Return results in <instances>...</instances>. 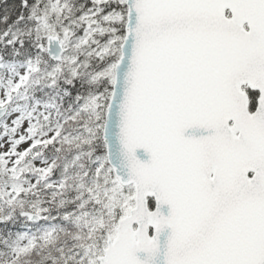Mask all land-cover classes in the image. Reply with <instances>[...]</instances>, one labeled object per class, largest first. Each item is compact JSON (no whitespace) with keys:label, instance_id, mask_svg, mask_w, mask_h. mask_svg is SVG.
Segmentation results:
<instances>
[{"label":"snow or ice","instance_id":"snow-or-ice-1","mask_svg":"<svg viewBox=\"0 0 264 264\" xmlns=\"http://www.w3.org/2000/svg\"><path fill=\"white\" fill-rule=\"evenodd\" d=\"M43 3L0 57V264H264V0Z\"/></svg>","mask_w":264,"mask_h":264},{"label":"trees","instance_id":"trees-1","mask_svg":"<svg viewBox=\"0 0 264 264\" xmlns=\"http://www.w3.org/2000/svg\"><path fill=\"white\" fill-rule=\"evenodd\" d=\"M78 4L84 5L87 8L91 5V0H78ZM42 5H44L43 0H0V29H2L0 33L7 29L13 30L23 27L22 24L24 21L19 19H28L30 10L37 9ZM25 37H27L26 34ZM4 44H6L5 40L0 37V57L5 62H14L17 57L20 59V49L12 48L11 54H9L8 46L10 45ZM17 52L20 55H16ZM18 228L19 223L17 225H9L5 228V234L8 230L15 231Z\"/></svg>","mask_w":264,"mask_h":264},{"label":"rangeland","instance_id":"rangeland-1","mask_svg":"<svg viewBox=\"0 0 264 264\" xmlns=\"http://www.w3.org/2000/svg\"><path fill=\"white\" fill-rule=\"evenodd\" d=\"M91 6V5H90ZM88 6V7H90ZM44 5L40 6L37 9H31L30 15L28 19H19L23 20L24 23L22 24L23 27H19L18 29H7L4 32L0 33L1 39L5 40V43L8 46L9 54H11L12 48L20 49L21 57L20 59L17 57L15 58L14 63L20 64L23 63L24 60L29 56L35 53V49L33 46V36L29 35L30 30L33 26V19H32V13L34 11L42 10ZM26 28H25V27ZM2 30V29H0ZM25 34L27 37H25ZM21 41H23V45L21 46ZM11 42V43H10ZM4 44V45H6Z\"/></svg>","mask_w":264,"mask_h":264}]
</instances>
